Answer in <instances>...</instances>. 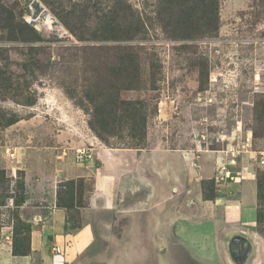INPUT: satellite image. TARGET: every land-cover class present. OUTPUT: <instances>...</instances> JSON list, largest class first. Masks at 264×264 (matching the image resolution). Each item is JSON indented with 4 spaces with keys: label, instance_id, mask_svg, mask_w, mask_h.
Masks as SVG:
<instances>
[{
    "label": "rangeland",
    "instance_id": "1",
    "mask_svg": "<svg viewBox=\"0 0 264 264\" xmlns=\"http://www.w3.org/2000/svg\"><path fill=\"white\" fill-rule=\"evenodd\" d=\"M1 9L10 24L0 16V235L10 234L12 249L29 247L28 191L48 195L78 179L84 201L92 191L74 150L91 144L94 152L84 130L100 139L88 126L89 104L84 111L66 93L83 101L119 59L131 55L144 84L155 76L156 91L120 94L149 101L147 143L229 144V153L255 159L264 151V0H215L212 9L207 0H0ZM67 217L70 228L80 225L75 209ZM146 263L139 253L131 262Z\"/></svg>",
    "mask_w": 264,
    "mask_h": 264
},
{
    "label": "crops",
    "instance_id": "2",
    "mask_svg": "<svg viewBox=\"0 0 264 264\" xmlns=\"http://www.w3.org/2000/svg\"><path fill=\"white\" fill-rule=\"evenodd\" d=\"M82 133L95 145L85 165L93 189L78 211L79 228L65 229L55 185L48 195L28 191L22 209L33 213L29 253L14 255L10 234L1 231L0 264H131L138 253L146 264L150 256L156 264H264L253 152L238 151L231 165L229 144L217 151L170 148L162 139L145 149L109 148ZM221 167L230 178H222Z\"/></svg>",
    "mask_w": 264,
    "mask_h": 264
},
{
    "label": "trees",
    "instance_id": "3",
    "mask_svg": "<svg viewBox=\"0 0 264 264\" xmlns=\"http://www.w3.org/2000/svg\"><path fill=\"white\" fill-rule=\"evenodd\" d=\"M207 1L212 9L215 0ZM0 16H2L1 21L5 28L9 29V16L5 9L0 10ZM216 29V18H213L210 30ZM139 70L137 61L130 55L127 60L119 59L118 65L109 70L104 85L87 88L83 92V101L76 99L69 92L66 93L73 104L84 111H86L84 101L89 104V129L109 148L145 149L148 146L146 123L150 107L149 101L144 99L123 100L120 95L122 91L151 92L157 90L155 76L152 75V79L144 84L138 74ZM111 140L117 142L112 144ZM120 144L122 147L118 146ZM260 179L261 188L258 183V189L261 198H264L263 177L260 176ZM83 184V179L60 183L56 192L57 207L64 209L67 213L73 209L79 211L83 208L85 206L81 191ZM62 188L65 191H62ZM68 224L67 217L66 230L77 229L80 226L70 228ZM12 253L16 256H26L29 253V247L25 252H18L13 247Z\"/></svg>",
    "mask_w": 264,
    "mask_h": 264
},
{
    "label": "built area",
    "instance_id": "4",
    "mask_svg": "<svg viewBox=\"0 0 264 264\" xmlns=\"http://www.w3.org/2000/svg\"><path fill=\"white\" fill-rule=\"evenodd\" d=\"M13 154H10V157H13ZM93 157V147L91 144L88 147H79L74 150V162L79 166H85L87 165ZM230 157L233 159L229 163L231 165L235 164V159L237 155L235 153H230ZM257 166L262 173L263 177V189H264V151L259 152L258 157L256 159ZM220 172H222V178L228 179L231 177L230 173L225 170L224 167L220 168ZM54 252L59 253L60 249L55 248Z\"/></svg>",
    "mask_w": 264,
    "mask_h": 264
}]
</instances>
